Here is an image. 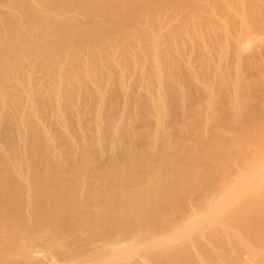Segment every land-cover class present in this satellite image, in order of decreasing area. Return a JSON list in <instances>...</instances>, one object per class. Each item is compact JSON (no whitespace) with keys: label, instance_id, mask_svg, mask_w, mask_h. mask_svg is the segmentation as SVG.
Masks as SVG:
<instances>
[{"label":"bare ground","instance_id":"bare-ground-1","mask_svg":"<svg viewBox=\"0 0 264 264\" xmlns=\"http://www.w3.org/2000/svg\"><path fill=\"white\" fill-rule=\"evenodd\" d=\"M45 1L0 0V264H264V0ZM173 9L207 86L161 53ZM123 58L158 85L101 83Z\"/></svg>","mask_w":264,"mask_h":264},{"label":"rangeland","instance_id":"rangeland-1","mask_svg":"<svg viewBox=\"0 0 264 264\" xmlns=\"http://www.w3.org/2000/svg\"><path fill=\"white\" fill-rule=\"evenodd\" d=\"M142 3L143 2H133L131 4V8L134 9V8L138 7L139 5H141ZM34 5L42 7V8L51 7L52 8L50 11L51 16L56 17L57 23H59V22L64 23V22H61L62 17H60L62 10L53 8L50 5L48 0L45 2L37 3V4L34 2ZM164 5L165 4H163V2L156 4V6H158L160 9ZM76 8H77V3L75 1L71 2V6L67 7V10H68L67 20L71 16H80V14L77 12ZM160 15H161V23L163 26V32L159 37V43L162 46L161 53H163L165 51H169L171 53V56L165 60L171 61L172 70L177 71L178 78L184 84L187 83L188 79L191 81L193 79L198 78V80L204 81L203 87L209 85L211 78H210L209 70L207 68V64H208L210 53L209 52L204 53V55H206V59H207L206 66H205L202 59H201L203 53L198 52L197 49L190 42L184 40V38L182 37V35H184V34L179 28H174V26H176L179 23L178 20H176V17L180 15V10L173 9L172 12L168 13L167 15L164 12H163V14H160ZM79 19H80L79 17H75V18L69 19L67 22L70 24H75ZM185 22H187L191 26V35H194V30L192 29V27L194 25L199 26L200 24H203V23L207 24L208 19L193 20V19L188 17V18H186ZM135 26H136L135 31H137V30L139 31L144 27L143 24H136ZM170 36L173 37V39L171 41L169 40ZM206 38L208 39V37H206ZM74 42L75 43L78 42V38H76L74 40ZM137 42H138V45L142 44L144 42H149L151 46L153 45V39L147 33L138 37ZM207 44H209V42ZM103 47H106V46H100L99 49L97 50V52H95V54H98V52H100L103 49ZM137 47L138 46H133V49L136 51ZM106 48H109V47H106ZM192 48H195L196 51L195 52L190 51V49H192ZM188 54H191L193 56V62L191 64H188V65L183 66V67L176 66V62L179 59L178 57H182V56H185ZM152 55H153V53H152V51H150L149 57H151ZM127 64H130L127 67L128 68L127 73H130L129 75L125 74ZM112 66H113L112 70L109 71V74L107 75L106 78H104V80L101 81V83H105V85L109 84V83H114V84H117L118 88H121L123 83H127L130 87H138L141 85L150 87L151 83L154 80V84L156 83L158 85V80L155 79L156 78L155 69L151 65H149L147 67V70L149 71L150 78L152 80L151 82L146 81V80L145 81L141 80L142 67L141 66L136 67L135 64H131V60H129V59L123 58L121 61L114 62L112 64ZM95 69H98V68H95V67L83 68L80 70L79 74H85L87 71L91 72L92 70H95ZM157 69H159L165 75L168 74L165 70H163L159 66L157 67ZM188 70L191 72V75H189ZM168 88L175 89L174 87H168ZM178 88L179 87L176 86V89H178ZM154 92H165V91H164V89H161L160 86H157L155 88ZM107 105L108 104L106 103V105H104V107L107 108ZM164 107H165V105H162V104L161 105H153L151 111H152V113L164 114V112H165ZM166 113H167V111H166ZM68 115L73 118V117L78 115V112L76 110H74L73 108H71L68 111ZM123 116H125V115H123ZM126 117L134 118V117H129V116H126ZM159 124H160L159 122H155L154 125L148 126L150 128L151 132H153L155 135H156V130H157ZM133 125L140 127L142 125V121L136 122ZM67 126L73 127L74 124L70 123ZM170 126L166 125V128L170 129ZM162 129H163V127L159 126V131H161ZM21 131H22L21 133L17 134L18 140L19 139H26L31 135V133H29L30 130L25 131V129H21ZM87 131H89V130H87ZM175 137H176L175 133L171 132V134L164 139L169 140V141H174ZM82 138H83V135L76 137L75 140L77 142L81 143V142H83ZM113 141H115V137H114ZM119 143H120V141L118 140V144ZM118 144L115 145L111 142V144L109 145V148L107 150H105L104 154H108L112 150L114 151L116 148L121 147ZM24 145L26 148H28L27 143H25ZM141 151H143V149H138L136 152L139 154V153H142ZM105 173L106 172L101 170L100 175H105ZM199 179H200V181H202L205 178L200 177ZM150 181H151V183H156L158 181V178L156 176H153V178H151Z\"/></svg>","mask_w":264,"mask_h":264}]
</instances>
